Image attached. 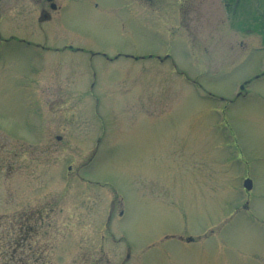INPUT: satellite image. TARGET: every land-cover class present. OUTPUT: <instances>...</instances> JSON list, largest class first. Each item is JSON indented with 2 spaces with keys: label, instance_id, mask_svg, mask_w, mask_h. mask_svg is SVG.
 Returning a JSON list of instances; mask_svg holds the SVG:
<instances>
[{
  "label": "rangeland",
  "instance_id": "obj_1",
  "mask_svg": "<svg viewBox=\"0 0 264 264\" xmlns=\"http://www.w3.org/2000/svg\"><path fill=\"white\" fill-rule=\"evenodd\" d=\"M95 1L61 21L112 59L0 42V264L38 209L48 264H264V5Z\"/></svg>",
  "mask_w": 264,
  "mask_h": 264
},
{
  "label": "flooded vegetation",
  "instance_id": "obj_2",
  "mask_svg": "<svg viewBox=\"0 0 264 264\" xmlns=\"http://www.w3.org/2000/svg\"><path fill=\"white\" fill-rule=\"evenodd\" d=\"M31 1L39 5L37 7L38 15L34 19L25 16H13V11L17 2L22 3L23 5H27L28 2L30 3V0H0L1 43L16 44L20 47H24L23 49H25V46H32V48H35V50L45 52L49 55L69 54L73 56L75 54H83L88 57L104 56L106 58L112 59V56L108 55L106 51H98L85 47L86 43L93 42L88 33L69 31L67 25L61 21L64 11L67 9L71 2H74L76 0ZM199 3L192 0H186V8H201L204 2L202 0H199ZM92 4L93 7L98 11H104V7H102L103 5L101 6V4L103 3H98L93 0ZM210 4L211 5H209L208 7H218L217 5L219 4L225 10H229L230 15L228 17L226 16V18H223L224 21L227 20L231 23L237 24L236 21H238L239 19L238 9H240L241 6L249 4L252 8H261V6L264 5V0H210ZM120 5L121 8H124L128 12L133 20H135L136 22H142V17H149L145 14L144 8L146 10H153L158 7L156 5H161V3L159 2V0H122V3ZM119 10V6L114 7L110 10V13H116ZM166 13H168V11ZM156 19L162 20L165 23H169L170 21H172L170 19ZM30 21H33L36 29L40 31L41 34L38 33V35L34 36V38H30L26 37V34L24 35V33L16 32L20 31V29H23L26 26H30ZM104 22L105 20L103 21V23ZM122 27L125 28L124 22L122 23ZM122 54L123 53H118L113 57L121 56ZM167 54L168 52H166L164 55ZM156 55L161 56V53H156ZM38 98L40 99L39 95ZM43 210L44 209H38L34 212H31L32 210L26 212V214L23 215L21 221L15 225L16 227H14V230L16 232L20 229L24 231L25 248L27 250L26 259H28V264H43L47 262L46 257H44L45 252H43V248L34 246L32 244L33 239L40 235V232L45 224L46 215L44 214ZM13 241L14 236L11 237L9 247L13 245ZM11 248L14 249V246ZM130 253L127 257H124L127 262L131 259ZM13 259L15 258H11L10 260Z\"/></svg>",
  "mask_w": 264,
  "mask_h": 264
},
{
  "label": "trees",
  "instance_id": "obj_3",
  "mask_svg": "<svg viewBox=\"0 0 264 264\" xmlns=\"http://www.w3.org/2000/svg\"><path fill=\"white\" fill-rule=\"evenodd\" d=\"M14 246V249L11 247ZM12 249V250H11ZM27 250L25 248L24 241V231L22 229L18 230L16 235L14 236L13 245L10 246L5 252V258H3L4 263L2 264H28L26 259ZM11 258H15L10 260ZM43 264H48L47 262Z\"/></svg>",
  "mask_w": 264,
  "mask_h": 264
},
{
  "label": "water",
  "instance_id": "obj_4",
  "mask_svg": "<svg viewBox=\"0 0 264 264\" xmlns=\"http://www.w3.org/2000/svg\"><path fill=\"white\" fill-rule=\"evenodd\" d=\"M242 87H243V86H242ZM252 185H253V183H252V179L247 178V179L245 180V186H246L248 189H251V188H252Z\"/></svg>",
  "mask_w": 264,
  "mask_h": 264
}]
</instances>
